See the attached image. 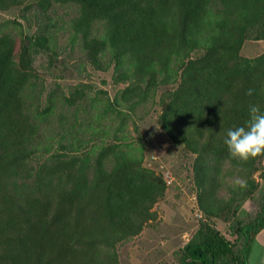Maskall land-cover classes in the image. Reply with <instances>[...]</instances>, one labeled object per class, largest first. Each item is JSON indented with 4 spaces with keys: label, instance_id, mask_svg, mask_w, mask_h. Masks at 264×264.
Listing matches in <instances>:
<instances>
[{
    "label": "trees",
    "instance_id": "obj_1",
    "mask_svg": "<svg viewBox=\"0 0 264 264\" xmlns=\"http://www.w3.org/2000/svg\"><path fill=\"white\" fill-rule=\"evenodd\" d=\"M70 3L80 9L74 37L91 63L98 66L109 50L115 81L126 83L114 98L107 96L97 118L113 114L126 121L122 100L131 106L154 101L164 88L161 128L194 155L192 176L205 219L179 250L177 264H246L250 243L264 227V191L257 212L235 222L233 241L211 220L247 214L244 202L260 187L254 175L264 156L234 159L224 138L245 124L250 104L264 111V52L242 54L248 40H264V0H0V10L23 5L46 13ZM100 22L103 36L94 33ZM19 34L17 49V36L0 26V264H119L118 245L157 220L154 207L171 183L145 165L142 136L137 146L125 136L103 144L83 139L91 128L80 113L100 99L85 104L82 88L59 99L75 107L74 119L61 112L51 126L59 100L50 94L43 105L33 65L35 53L50 48L51 34L22 28ZM250 88L254 93L247 96ZM44 128L60 138L52 141ZM122 128L120 122L115 131ZM236 177L247 188L234 187Z\"/></svg>",
    "mask_w": 264,
    "mask_h": 264
},
{
    "label": "rangeland",
    "instance_id": "obj_2",
    "mask_svg": "<svg viewBox=\"0 0 264 264\" xmlns=\"http://www.w3.org/2000/svg\"><path fill=\"white\" fill-rule=\"evenodd\" d=\"M79 10L76 4L71 3L56 4L46 13L41 12L37 6L25 9L22 5L7 11L0 10V26L3 31L12 32L17 36V49L21 28L28 34L41 29H47L51 34L50 48L47 51L35 53L33 61L41 77L39 87L43 89V105L48 103L47 97L50 94H55L58 101L60 97L73 92L76 87L86 91L85 104H92L95 96L100 99L94 105L87 107L88 112L84 110L85 113L83 111L80 113L86 121V126L91 128L83 133V139L92 137L93 141L103 144L117 141L116 136H125L127 141L132 140L133 146H137L139 137H143L146 143L145 165L157 170L168 181L170 180L171 186L165 197L154 207L158 212L157 220L146 225L137 236L118 245L119 264H177L179 250L192 238L201 220L205 219L197 202V191L192 176L194 155L185 151L183 147L176 146L161 128L160 98L164 88L159 89L154 101L148 100L136 106L128 103L129 106L122 100L123 104L120 107L129 114L126 121L123 120V116L114 117L113 114L107 119H102V122L97 118L107 96L114 98L118 90L126 86V83L115 81V62L109 50L100 57L99 64L96 66L88 58L81 39L74 37L72 21L79 14ZM6 20L10 22L3 26L2 23ZM13 20H17L18 23L12 22ZM94 33L103 36L105 25L102 22L97 23L94 26ZM262 52H264V40H248L242 50V54L246 56H254ZM61 112L66 114L70 121L75 117V107H65L59 100L51 116V126L54 128ZM120 122H123V128L117 132L115 129ZM95 127H106L109 132L103 134L96 131L92 134ZM136 127L139 128L140 133ZM44 136H53L54 142L60 138L53 134L52 128H44ZM46 140H44L45 143ZM55 144L57 147L58 144ZM254 176L260 187L254 197L245 201L242 207L248 211L249 215L241 214L239 218L231 222L220 218L211 220L212 225L230 241L235 239L233 232L235 222L254 215L258 210L259 200L264 191V159L262 169Z\"/></svg>",
    "mask_w": 264,
    "mask_h": 264
},
{
    "label": "clouds",
    "instance_id": "obj_3",
    "mask_svg": "<svg viewBox=\"0 0 264 264\" xmlns=\"http://www.w3.org/2000/svg\"><path fill=\"white\" fill-rule=\"evenodd\" d=\"M254 89L245 93L252 96ZM229 155L241 162L258 156H264V111L257 104L249 105V118L243 126H236L227 130L224 138ZM234 187L247 188V181L236 177ZM246 264H264V232L258 233L247 254Z\"/></svg>",
    "mask_w": 264,
    "mask_h": 264
},
{
    "label": "crops",
    "instance_id": "obj_4",
    "mask_svg": "<svg viewBox=\"0 0 264 264\" xmlns=\"http://www.w3.org/2000/svg\"><path fill=\"white\" fill-rule=\"evenodd\" d=\"M260 232H264V227H263L258 233H260ZM258 233H257V234H258ZM257 234H256V235H257ZM256 235H255V236H256ZM254 238H255V237H254ZM254 238L252 239V241H251V243H250L249 250H250L251 244H252L253 241H254Z\"/></svg>",
    "mask_w": 264,
    "mask_h": 264
},
{
    "label": "built area",
    "instance_id": "obj_5",
    "mask_svg": "<svg viewBox=\"0 0 264 264\" xmlns=\"http://www.w3.org/2000/svg\"><path fill=\"white\" fill-rule=\"evenodd\" d=\"M168 182H169V183H171V181H170V180H169Z\"/></svg>",
    "mask_w": 264,
    "mask_h": 264
}]
</instances>
